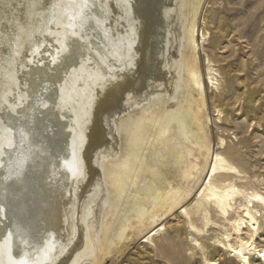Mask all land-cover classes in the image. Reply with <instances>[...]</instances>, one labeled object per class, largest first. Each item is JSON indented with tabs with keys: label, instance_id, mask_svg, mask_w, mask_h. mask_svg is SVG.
Returning a JSON list of instances; mask_svg holds the SVG:
<instances>
[{
	"label": "bare ground",
	"instance_id": "1",
	"mask_svg": "<svg viewBox=\"0 0 264 264\" xmlns=\"http://www.w3.org/2000/svg\"><path fill=\"white\" fill-rule=\"evenodd\" d=\"M204 1L0 0V264H103L134 236L165 240L177 209L196 233L222 221L216 249L264 264V193L236 184L247 166L221 136L211 148ZM58 41L70 54L53 64Z\"/></svg>",
	"mask_w": 264,
	"mask_h": 264
},
{
	"label": "rangeland",
	"instance_id": "2",
	"mask_svg": "<svg viewBox=\"0 0 264 264\" xmlns=\"http://www.w3.org/2000/svg\"><path fill=\"white\" fill-rule=\"evenodd\" d=\"M202 30L206 33L203 43ZM198 41L212 151H219L217 139L221 136L226 147L232 148L234 156L238 155L239 162L247 166L241 175L243 179L236 180V184L248 182L264 193V0H205ZM207 65L214 70L217 88H210ZM249 99L251 104L247 103ZM125 152L122 138V153ZM194 199L184 208L193 204ZM182 210L161 218L166 229L161 231L167 234L165 240L154 232L134 236L127 241L122 254L110 255L103 264H201L204 257H213L216 264H242L223 248L216 249L215 240L219 233H224L222 221L213 218L219 228L211 225L196 233L187 227ZM258 221L255 242L263 246V220L260 217ZM197 227L202 228L199 223ZM177 234L184 239L182 242L175 238ZM152 235L153 242H147L146 237ZM192 238L203 248L201 251L195 247L194 256L188 251L194 245ZM250 261L259 264L255 257H250Z\"/></svg>",
	"mask_w": 264,
	"mask_h": 264
},
{
	"label": "snow or ice",
	"instance_id": "3",
	"mask_svg": "<svg viewBox=\"0 0 264 264\" xmlns=\"http://www.w3.org/2000/svg\"><path fill=\"white\" fill-rule=\"evenodd\" d=\"M70 19H74V18H70ZM81 24H83V19H81ZM69 27H72L73 29H75V24H70ZM72 36H76V31L73 30V32L71 33ZM83 35V34H81ZM58 43L60 44V47L57 49V55L52 57V63L53 64H58L60 63L62 60H64L66 57L62 56L61 53H65V54H70L69 53V45L67 44V42H60L58 41ZM77 172L75 169H73V175H76ZM18 175V173H17ZM257 200L260 199L259 196L255 197ZM4 212V209L0 208V213ZM11 233L9 234V243H10V239H11ZM3 249L0 248V251H2ZM9 253H10V247H9ZM239 254V253H237ZM12 264H28V260L21 258L19 261L13 260Z\"/></svg>",
	"mask_w": 264,
	"mask_h": 264
}]
</instances>
